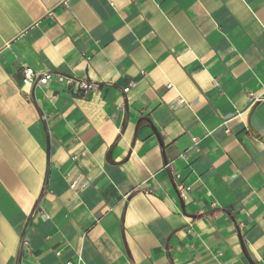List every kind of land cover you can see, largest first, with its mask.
Returning <instances> with one entry per match:
<instances>
[{"label": "crops", "instance_id": "1", "mask_svg": "<svg viewBox=\"0 0 264 264\" xmlns=\"http://www.w3.org/2000/svg\"><path fill=\"white\" fill-rule=\"evenodd\" d=\"M0 264H264V0H0Z\"/></svg>", "mask_w": 264, "mask_h": 264}, {"label": "built area", "instance_id": "2", "mask_svg": "<svg viewBox=\"0 0 264 264\" xmlns=\"http://www.w3.org/2000/svg\"><path fill=\"white\" fill-rule=\"evenodd\" d=\"M21 83L30 87H37L42 85L44 82L54 79L58 84L69 86H76L80 91H87L97 86V84L88 82L86 80H80L72 76H65L59 73L52 74L50 72H35L30 68H22L20 71ZM129 88L122 90L123 93H127ZM251 103L260 101L261 98H254L250 96ZM73 189L74 185L71 186ZM188 191L189 188H186ZM184 198V197H183ZM29 243L25 234L22 235L20 242V252L24 253L28 251Z\"/></svg>", "mask_w": 264, "mask_h": 264}]
</instances>
